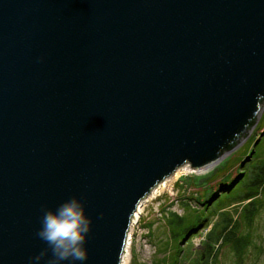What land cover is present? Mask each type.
Masks as SVG:
<instances>
[{
  "label": "water",
  "instance_id": "1",
  "mask_svg": "<svg viewBox=\"0 0 264 264\" xmlns=\"http://www.w3.org/2000/svg\"><path fill=\"white\" fill-rule=\"evenodd\" d=\"M263 103L264 0H0V264L47 248L43 209L73 196L91 219L75 264H121L142 198Z\"/></svg>",
  "mask_w": 264,
  "mask_h": 264
},
{
  "label": "rangeland",
  "instance_id": "2",
  "mask_svg": "<svg viewBox=\"0 0 264 264\" xmlns=\"http://www.w3.org/2000/svg\"><path fill=\"white\" fill-rule=\"evenodd\" d=\"M262 158L264 103L257 124L216 164L181 174L164 190L142 198L139 218L130 227L128 264H264V190L255 200L250 224L245 221L246 210L255 193L244 194L248 172L254 164L261 170ZM236 178L230 190L219 191V186L227 187ZM195 215L206 218L204 226L182 234L185 220ZM235 230L248 239L242 255L223 243L224 233Z\"/></svg>",
  "mask_w": 264,
  "mask_h": 264
},
{
  "label": "clouds",
  "instance_id": "3",
  "mask_svg": "<svg viewBox=\"0 0 264 264\" xmlns=\"http://www.w3.org/2000/svg\"><path fill=\"white\" fill-rule=\"evenodd\" d=\"M40 223L41 227L35 235L48 247L30 257L29 264H36L46 256L49 249L51 257L45 264H61L62 261L75 264L76 261L87 260L88 254L84 245L91 230V219L85 215L82 200L73 196L60 203L55 211L44 208Z\"/></svg>",
  "mask_w": 264,
  "mask_h": 264
},
{
  "label": "trees",
  "instance_id": "4",
  "mask_svg": "<svg viewBox=\"0 0 264 264\" xmlns=\"http://www.w3.org/2000/svg\"><path fill=\"white\" fill-rule=\"evenodd\" d=\"M256 121H257V118L256 116H254L251 119L250 123L246 126V129L250 130L253 127V125L255 126L257 124L255 123ZM258 141L259 140H257L256 142ZM228 149L229 148H223L220 153L222 154L226 151H229ZM251 151H249V153ZM262 159L264 160V158ZM262 162H263V166L261 170H259L258 167H255L256 165L254 164L252 166V169L248 172V183L246 184L244 194L246 195L248 193H255V196H254L255 198L253 197L254 199L251 200V202H249L247 206V210H246L248 216L246 217L245 221L247 220L248 223L251 221V217H249L250 213L253 210L257 209V202L255 200L259 197V192L264 190V161ZM205 220L206 218L200 215H197V216L195 215L193 217H190L189 219H186L185 220L186 223L181 233L187 234L188 230H194V229L204 226ZM223 236H224L223 243L230 244L234 252H236L239 255H242L244 253L245 251L244 249L246 248V246H248V239L242 238L236 230L225 232Z\"/></svg>",
  "mask_w": 264,
  "mask_h": 264
},
{
  "label": "bare ground",
  "instance_id": "5",
  "mask_svg": "<svg viewBox=\"0 0 264 264\" xmlns=\"http://www.w3.org/2000/svg\"><path fill=\"white\" fill-rule=\"evenodd\" d=\"M217 161L218 160L210 163L209 165L204 166L203 169H207V168H209V166H213L214 164H216ZM198 171H200V170H198L197 168H192L190 165H187V164H183V165L177 167L176 170L169 177L163 179L158 184H156L154 186V188H152V190L149 193V196H154V194H156L157 192L164 190L172 180H174L175 178H178L181 174L188 173V172H198ZM142 203H143V200L140 201V203H138L137 208L135 210V213H134L132 220L130 222V227L133 226L135 221H137V219L139 218ZM131 235H132L131 229L129 228V231L127 234V243L125 246L126 249L124 250V252L122 254L121 264H128V262L131 258Z\"/></svg>",
  "mask_w": 264,
  "mask_h": 264
}]
</instances>
